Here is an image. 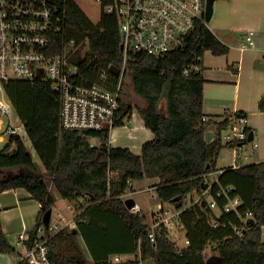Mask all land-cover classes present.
I'll list each match as a JSON object with an SVG mask.
<instances>
[{
    "label": "trees",
    "instance_id": "16d2710c",
    "mask_svg": "<svg viewBox=\"0 0 264 264\" xmlns=\"http://www.w3.org/2000/svg\"><path fill=\"white\" fill-rule=\"evenodd\" d=\"M235 35L230 31H214L201 21L190 35V49L160 56L129 50L125 61L117 15L106 13L94 22L77 2L69 1L66 27L57 38L60 47L64 40L76 39L72 59L79 64L81 82L105 84L102 71L106 69L110 81L106 86L112 87L120 77L111 66L120 69L125 63L124 89L114 126L130 124L137 110L154 137L143 143L138 154L129 147L112 146L108 128L98 131L64 128L59 96L49 82L8 81L5 91L24 123L43 169L22 136H10L9 143L0 150V192L24 187L41 203L31 235L35 236L44 225L43 215L55 203L52 193L55 189L65 199L78 200L75 220L79 228L108 229L111 224V228L118 229V252L140 253L143 259L154 260L156 264H207L205 249L212 244L222 257L219 264H264V160L227 167L218 175L221 185H233L234 193L243 199L241 213L253 212L254 217L246 222L234 211L217 213L206 201L192 205L185 201L194 192L208 188L205 176L217 170L222 148H239L249 141L251 132L254 136L253 129L246 125L247 138L237 143L224 142L223 130L233 123L235 116L246 117L244 112H225L220 119H211L209 125L217 127L218 135L207 140V130L198 125L204 114L203 70L191 75L183 73L186 63L192 62L196 55L203 56L208 49L215 54L228 52ZM233 68L238 71V66ZM127 87L145 100V107L124 97ZM258 108L264 111V95ZM91 136L99 137L101 145H93ZM144 178L159 179L155 184V202L172 205L179 211L178 220L189 240L182 253L165 224L155 229L156 241L150 239L147 228L153 213L126 205L124 196L132 189L130 183ZM218 187L214 183L211 193L222 206L225 199L217 196ZM1 212L0 207V252L10 253L18 246L3 229ZM213 217L219 223L217 227L211 223ZM49 244L55 264H89L73 231L61 229ZM103 247L99 241L93 243L94 264H135V260L114 262L108 252H102Z\"/></svg>",
    "mask_w": 264,
    "mask_h": 264
},
{
    "label": "built area",
    "instance_id": "2783aa9c",
    "mask_svg": "<svg viewBox=\"0 0 264 264\" xmlns=\"http://www.w3.org/2000/svg\"><path fill=\"white\" fill-rule=\"evenodd\" d=\"M69 1L75 0H0V90L5 91V84L12 79L49 82L59 96L60 121L64 128L80 131L111 130L115 127L124 89L125 63L117 74L119 81L112 87L106 86L110 82L106 69L102 71L105 84L86 85L81 82L79 64L72 59L77 49L76 39L64 40L60 47L57 38L66 27ZM98 1L103 7L101 17L106 13H114L118 17L125 61L129 50L155 56L176 50L186 51L190 49V35L198 23L208 22L206 0ZM251 37L250 34L246 36L247 42L243 46H250ZM203 69V56L196 55L192 62L183 66V73L191 75ZM0 109L10 116L8 124L0 116V130L5 128L0 132V142L6 135L21 136L19 126L12 123L10 105L0 100ZM210 122L207 115L201 114L198 125L207 131H213L217 136V127L209 125ZM245 126L244 116L235 117L227 127L232 132L224 135L227 138L224 142L237 143L247 138ZM205 182L208 184L207 189L201 193L194 192L193 196L186 198L189 205L206 201L217 213L234 211L245 222L254 217L251 210L241 213L239 207L243 204V199L234 193L233 185H221L218 176L212 179L208 174ZM216 182L219 184L217 196L225 199L222 206L211 193V187ZM154 197L156 196L153 195ZM158 206V214L147 228L152 241H156L155 229L162 224L170 226V219L179 214V211L173 212L163 203H158ZM211 223L214 227L219 225L214 217ZM179 226L184 227L181 222ZM42 230V227L37 229L35 236L31 235V231L18 234V249L8 253L12 257L9 264H55L51 258L49 243L60 229L53 226L40 234ZM237 231L241 232L240 229ZM186 241L188 244L189 240ZM178 246L182 253L186 246ZM112 260L122 262L124 258L116 255ZM135 264L150 263L139 253Z\"/></svg>",
    "mask_w": 264,
    "mask_h": 264
},
{
    "label": "crops",
    "instance_id": "0c3cea01",
    "mask_svg": "<svg viewBox=\"0 0 264 264\" xmlns=\"http://www.w3.org/2000/svg\"><path fill=\"white\" fill-rule=\"evenodd\" d=\"M212 18L214 24L213 27H210L214 31H230L236 35L235 42L230 44L228 52L215 54L211 49H208L203 55V73L206 80L203 112L210 119L215 120L220 119L225 112H244L246 125L254 131L252 150L247 154L243 155L241 152L247 143L242 148L228 146L220 150L217 157V170L208 173L209 177L211 174H215L214 178H216L224 168L264 160V111L258 108L259 100L264 95V0L220 1L216 5ZM248 34L252 36V43L245 47L243 44L247 42ZM236 66H238V71L233 68ZM121 127H125L127 130L120 133L121 136H126L129 139V141L125 140L126 143L114 141L113 132ZM121 127L115 126L111 129L110 144L112 146L129 147L139 154L142 151L143 143L154 137V133L145 125L137 110L133 113L130 124ZM250 158L251 162L248 163ZM158 181V178L136 180L139 185H149L150 187H155ZM134 187L133 182L132 188ZM0 207L2 208L1 220L4 231L6 232V229H22L21 232H24L35 228L41 203L32 198L26 188L17 187L0 192ZM68 207L73 209L74 213L62 217L61 223L54 224L57 229H77L75 216L78 211L76 205L68 204ZM140 209L143 208L138 210ZM262 239L264 240V226ZM173 240L176 241L175 238ZM185 244L182 246L188 245ZM125 254L127 256L124 257V260H135L137 256L136 253ZM213 254L215 253H209L206 256L205 253V256L208 258Z\"/></svg>",
    "mask_w": 264,
    "mask_h": 264
},
{
    "label": "rangeland",
    "instance_id": "374dc122",
    "mask_svg": "<svg viewBox=\"0 0 264 264\" xmlns=\"http://www.w3.org/2000/svg\"><path fill=\"white\" fill-rule=\"evenodd\" d=\"M81 8L86 12V14L92 19L94 22H98L101 19V14L103 12V7L101 3L98 0H75ZM222 2L224 0H216L214 4V12L215 8L218 2ZM209 26L213 27L214 21L213 18H211L208 22ZM129 79V77H128ZM126 90L128 93L124 94V97L127 99H130L134 104L140 105V106H146V102L143 98H141L138 94H136L131 87H127ZM0 100L6 102L11 107V120L12 123L16 126H19L18 132H20V135L24 139L26 145L29 147L34 160L37 162V164H40L41 170L42 162L41 159L36 152L35 148L33 147L30 139L28 138L25 130V126L23 121L20 119V116L18 114V111L11 103V100L7 94L6 91L0 90ZM0 116L5 120L6 124L10 123V116L7 113H3L0 109ZM121 127V126H120ZM5 129V128H4ZM4 129L0 130L2 132ZM126 132L125 127L118 128L116 131H114V138L116 143H126V141H129V139L126 136H121V132ZM232 130L224 129L223 130V141L227 140L224 135L231 133ZM117 133L118 136H117ZM144 138V135H142ZM216 136V135H215ZM118 137V138H117ZM214 138V137H213ZM90 142L93 145H101L102 141L97 136H91L89 137ZM126 140V141H125ZM10 137L8 135L5 136L4 140L0 142V150H2L7 143H9ZM252 142L253 140H249L247 144L243 147L241 150L242 154H247L252 150ZM15 144H12L11 148H13ZM228 147V146H226ZM225 148V147H224ZM251 162V158L248 159V163ZM39 166V165H38ZM212 179L215 177V174H211L210 176ZM50 187L52 186V183H49ZM134 188H132L130 191H128L125 194V199L132 197L135 199L136 204L133 207L134 210L143 208L146 212H153L157 211L159 209V206H157V202L154 201L153 195H157L156 187H150L149 185H139L136 181H134ZM52 193L55 197V203L52 207V216H51V222L50 225H43L42 231H40V234L45 232L46 229H50V227H53L56 223H61L62 217H67L68 215H72L74 213L73 209H70L68 207L69 205H75L78 200L73 199H65L59 195L57 190H52ZM207 198H209V195H207ZM171 208V211L176 212V209L172 205H167ZM142 209V210H143ZM159 211V210H158ZM158 211L156 213H153L151 219L149 222H152V220L155 219L156 215L158 214ZM178 216V215H177ZM177 216H173L171 220L170 226H168V229L170 231V236L172 238L176 239V243L179 245H184L187 240L186 232L184 227H180V221L178 220ZM106 222V221H105ZM114 224L117 226V223L114 222ZM111 224L108 225V229H82L77 226V229H69L74 232L76 239L78 240V243L82 249L83 254L87 257L89 264H94L95 260V253L93 251V243L96 241H99L104 246L102 248V252H108L109 258L113 259L116 255H120L121 257H126L127 255L122 252L117 251V245H119V233H117L118 229L111 228ZM22 229H6V232L8 236L12 239L14 243H16L18 239V234L21 232ZM186 245V244H185ZM206 256H208L209 253H215L214 247L212 244L207 245L205 249ZM131 254V253H130ZM17 255V254H16ZM12 261V257L8 253H0V264H9ZM150 264H156L154 260H148Z\"/></svg>",
    "mask_w": 264,
    "mask_h": 264
},
{
    "label": "water",
    "instance_id": "95a60500",
    "mask_svg": "<svg viewBox=\"0 0 264 264\" xmlns=\"http://www.w3.org/2000/svg\"><path fill=\"white\" fill-rule=\"evenodd\" d=\"M216 0H206V19L209 21L212 18L213 12H214V4ZM124 48V44L121 43V49ZM112 71L115 74H119V67L117 66H111ZM241 115V114H240ZM239 115V116H240ZM215 133L213 131H207L205 133V137L207 140H210L214 137ZM253 132L249 135V140H253ZM178 199V197H176ZM125 203L128 206V208H133L135 206V199L132 197L126 198ZM52 216V208H49L43 215V221L45 225H49L51 221ZM221 256L218 254H213L210 257L206 259L207 264H219V261L221 260Z\"/></svg>",
    "mask_w": 264,
    "mask_h": 264
}]
</instances>
